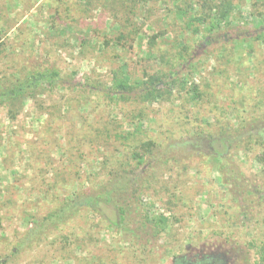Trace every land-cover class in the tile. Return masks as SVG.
Returning a JSON list of instances; mask_svg holds the SVG:
<instances>
[{
    "label": "rangeland",
    "instance_id": "374dc122",
    "mask_svg": "<svg viewBox=\"0 0 264 264\" xmlns=\"http://www.w3.org/2000/svg\"><path fill=\"white\" fill-rule=\"evenodd\" d=\"M224 4L233 8L232 26L207 46V23ZM124 17L137 34L125 49L118 45ZM257 28H264V0H0V77L29 68L59 74L55 87L12 108L14 118L0 106V256L22 237L31 214L92 192L113 172L148 169L127 156L130 138L165 148V161L149 170L148 182L127 194L131 212L140 206L163 215L166 230L141 245L144 234L112 227L113 213L103 206L102 243L64 253L74 258L64 264H105L106 258L108 264H170L173 254L189 264L215 258L264 264V148L235 147L246 138L243 129L264 137V45L249 39ZM153 36L154 51L148 48ZM187 52L196 68L185 89L169 98L133 104L109 93L123 71L141 78ZM192 83L200 93L195 100L188 94ZM118 133L123 141L114 143ZM218 138L231 144L223 147ZM91 215L46 233L43 245L18 264L60 258L56 239L70 232L85 237Z\"/></svg>",
    "mask_w": 264,
    "mask_h": 264
},
{
    "label": "trees",
    "instance_id": "16d2710c",
    "mask_svg": "<svg viewBox=\"0 0 264 264\" xmlns=\"http://www.w3.org/2000/svg\"><path fill=\"white\" fill-rule=\"evenodd\" d=\"M125 7L126 5L123 6V8ZM232 11L231 4L219 5L217 8H214L212 13L215 20L207 23L205 28L208 36L204 37V43L207 46L214 41H218L221 35L232 26ZM179 13L182 14L181 12ZM133 27L131 19L124 17L119 26L118 33V45L122 44L123 49L137 35L135 31L130 30ZM191 32L195 37L200 34L198 29H194ZM156 39L153 36L148 42V48L150 46L153 51L155 50ZM249 39L260 41L264 45V28H257L255 32L250 34ZM3 45V43H0V48ZM148 56H150L149 53ZM169 62L170 65L167 66L166 70H162L164 69L162 67L151 74L145 73L141 78L133 77L126 70L123 71L126 73V76L119 77L116 75L113 78L109 93L120 101L133 104H150L169 98L174 90L185 89V78L190 76L196 68L192 52L175 55ZM58 81L59 74L55 69L38 70L36 68H29L14 70L10 75H2L0 77V106L7 108L8 114L10 113L11 118H14L16 113L12 111V108H16L25 101L41 95L44 90L55 87ZM188 94L193 100L199 97L200 93L196 84H190ZM242 132L246 138L239 139L235 147L245 142L246 146L259 144L264 148V137L256 138L257 136L248 129H243ZM115 137L114 143H121L123 141L119 133L115 134ZM218 139L221 140L223 147L228 148L229 144H231L229 138ZM236 139L233 138L232 140L236 141ZM225 141L227 145L223 144ZM162 147L152 139L133 140L129 138L126 151L127 156L130 160L134 161L137 167L142 166L148 169L138 175H134V172H113L110 175L111 179L106 180L103 185L98 184L92 192L74 193L61 201L58 200V204L50 208L42 216L37 217L31 214L28 228L22 237L17 240L15 246L5 255L0 256V264H18L21 259L25 258L26 254L31 252V249H37L43 245L45 242L44 238L48 237L45 235L46 233L49 231H61L67 226L70 227L73 218L87 212L92 215L89 216L86 228L83 229L85 237H79L71 232L68 235L63 234L56 239L58 241L56 250L60 254V258L54 254H49L48 257L50 258L48 261H44L42 258H34L28 264H64L63 261H67V259L74 260V258L64 257V253H69L73 250L81 251L84 247H88L89 244L95 247L102 243L99 225L102 220L106 221V216L102 212L103 206L110 208L111 213H113L114 218L110 219L112 227L120 230L123 229V231L131 234H136V232L144 234V237L138 239L141 245L146 246L147 243L145 241L159 240L161 233L167 228V218L163 215L147 212L146 207H143V210H139L140 206H137L135 209L138 212H131L130 197L128 198L129 194L127 193L138 185L147 183L149 170L157 168L160 163L165 161L164 156H162V153L165 154L163 151L165 148L162 149ZM222 155L218 153L215 160L221 162ZM262 156L264 159V150ZM107 162L108 160H105L103 165H106ZM142 205L145 206L144 204ZM106 260L108 259L106 258L104 263L108 264ZM100 262L99 264H101ZM170 264H189V262L179 257L178 254H173ZM197 264L224 263L223 260L215 258L205 261L200 260Z\"/></svg>",
    "mask_w": 264,
    "mask_h": 264
}]
</instances>
